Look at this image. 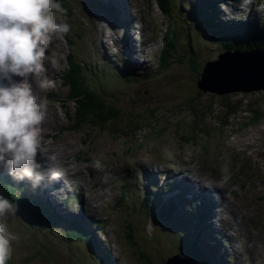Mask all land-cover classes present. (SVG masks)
I'll use <instances>...</instances> for the list:
<instances>
[{"label": "rangeland", "instance_id": "374dc122", "mask_svg": "<svg viewBox=\"0 0 264 264\" xmlns=\"http://www.w3.org/2000/svg\"><path fill=\"white\" fill-rule=\"evenodd\" d=\"M67 1L73 6L77 5L75 0ZM180 1L181 3L183 2V0ZM185 1L192 2L193 6L201 7H205L210 3L209 0L205 2L203 0ZM220 1L218 0L214 5L216 8L219 7L218 10L223 13L224 21L231 20L235 21V23L255 21V23L258 22L264 28V0H222L224 4L219 6L217 4ZM126 3V14L121 9L123 17L125 15L124 18L130 21L134 18L136 24L132 23L130 28L134 29L135 36L140 41L146 42L143 48V55L147 59L146 61L140 60L136 66H139L140 63L145 65L144 69L140 70L137 75L141 78L147 76V79L143 78L142 82H127L125 88L112 85L106 82V79L100 73L97 74L98 52L103 51V49L99 48L95 37L88 35L82 26L83 20L89 17L88 14L78 6L74 7L77 10L73 14L72 19H65L56 14L58 19H62L71 25V31L68 34L69 38L67 40L64 36L54 37L50 54L46 53L44 63L48 67V71L44 73V76L47 77L48 81L51 76V84H49L48 88L39 89L38 81L30 83H32L33 91L38 96H43L46 99V122H42V126L47 128H41L40 142L46 141L53 144L52 149L62 151L60 162L56 161V157L52 153L48 157H51V160L56 162L55 167L64 170L65 176L69 180V184L66 185L67 192L62 193L61 197H59L57 190L54 192L56 198L53 201L56 203L62 202L66 194H68V202L72 205L75 204V210L72 208V211L69 212L71 213L69 214V219H64L67 222L73 219L74 213L79 214V209L85 204L88 217L86 215L85 218L87 220L83 219L81 222L88 223L89 226H83L85 230H82L81 235L79 230L76 229L77 237L75 240L64 243L59 230L48 233L50 237L52 236V240L43 238L45 236H42L43 239H41L35 233L32 234L30 231H26L20 225L14 226V223L10 221L12 215L7 217L8 229L16 237L11 241V244L15 243L12 245L14 247H11L13 252H15L12 255L14 264H101L100 253L110 249L113 251L114 260L117 261L115 263L110 257L112 264H167L173 256L188 260L189 258L185 253L181 255L176 250L178 247H173L175 245L174 242L170 240L169 242H161L158 239L160 231L157 228H154L152 233L153 244L146 241L143 235L139 233L135 235L134 232L131 237L136 236L137 245L134 244L131 247L128 242L124 243L125 232H130V227L134 226L133 228H136L135 224L137 219H139L134 202L138 197L140 198L141 193L148 190L139 182L129 183V191L123 195L125 202L121 205L119 204L118 201L122 196L121 191L124 186L121 180L123 176L131 172L132 168H135L137 173L135 176L140 175V173H147L160 177L161 182L158 187L165 186V181L163 180L167 178V182L176 180L180 188L182 187L181 181L186 179L185 182L191 185L201 180V185H203L204 181L207 188L217 189L219 191V194L216 193L218 197L209 196V199L215 203L212 208L209 206L216 213L214 222H217L218 219H223V232L232 235L241 233L239 230L236 231L237 227L233 223L242 226L245 233L244 239L247 241V244L243 245L242 242L229 239L226 242V247L236 257H239L237 264H264V119L258 125L252 124L250 123L251 115L248 113L250 106L261 108L264 112V89L259 92L252 91L245 94L240 92L228 95L234 100H243L244 104H246L244 108L250 105L249 108L241 110L227 128H223L217 120L207 118L204 123L206 134L196 137L197 143H185L173 129L175 128V120L189 121L193 119L191 112L194 114L196 110L200 109L193 103L187 106H182L183 103H181L180 106L182 107L172 112L173 115H176L175 120L171 118L172 116H167L171 118V123L163 124L164 118H162L158 120L159 124H156L154 130H149L144 128V125H141L142 129L140 131L132 133L128 137L115 136L92 125L85 127L84 130L75 127L73 118L75 117L74 108L76 106L67 104L68 106L65 107L64 99L66 98L67 89L63 87L62 82L64 81L61 80L70 71L68 62L70 56L73 58L76 55L78 61H84L83 56H86V62H90L88 64L84 61L87 64L86 68L91 69L87 72L90 75L89 79L95 75H98L97 77L101 79V81H97L96 91L101 88H103V91L104 89L106 90V92L101 91L98 93L97 91V93L102 98L108 99L110 104L122 110L129 117H135L134 114L138 113L141 115L144 113L143 110L153 101L165 104L167 95L173 96L175 94L173 86L177 82L172 78L177 81L180 80L181 84H189L194 79L193 75L189 78V75L185 74V71L174 63H171L161 71L159 70V56L162 48L165 47V26L166 21L169 20H166L160 12L156 0H126ZM254 3H256L257 7L253 6ZM250 14L251 16H249ZM175 15V22L179 23L178 13L176 12ZM93 20L95 27L93 30L107 47L113 48L112 41L116 35V38L120 34L121 38L123 37L122 32H113L112 36L108 38L111 43H106V40H102V31L98 27V20ZM75 22H78L79 32L83 34L82 36L80 33L81 37L78 35L79 32ZM105 22L110 26L109 22ZM176 26L179 27L182 38L187 41V35L183 27L178 24ZM90 45L95 49L97 56V59L93 61L86 54L90 50ZM135 45L137 46V43ZM117 49H120V45L117 46ZM178 50L177 48L176 51ZM214 59L216 57L212 55L211 60ZM93 67L95 68L93 69ZM141 68L143 67L141 66ZM154 73L159 74L158 82L155 83L156 77ZM87 74L86 76H88ZM150 76L153 77L148 79ZM106 83L109 87H107ZM170 87H172V91H170ZM262 87V82L251 85L252 90H261ZM210 94L206 93L205 95L209 98L211 97ZM144 95L150 97V99L144 101L146 100ZM164 97L165 99H163ZM222 102L220 97L214 102L218 116L221 113L220 106ZM177 112H179L178 115L176 114ZM163 115H168V113L162 114V117ZM161 120L163 123H161ZM128 122V119H125L120 123L121 130L128 131ZM39 147H41L42 151H47L42 144H39ZM62 154L64 155L62 156ZM43 160L45 159L43 158ZM0 171L5 173L3 166L0 167ZM45 180L48 183L50 182L48 179ZM142 181L143 179L141 178ZM97 184L99 186L96 187ZM50 185L53 187L51 182ZM55 187L60 189L59 185ZM151 187L156 191L154 184ZM173 193L174 191L166 195L167 197L164 196L163 199L174 198ZM181 193L185 196L184 191ZM193 195L202 197L206 194L196 190L193 191ZM77 196L80 197V202ZM158 196L157 192L154 198H158ZM219 196L222 198L221 200H219ZM138 204H141L139 199ZM138 204L137 210L139 213ZM46 206L47 212L53 214V211L48 210L50 207ZM67 207L64 206L65 210ZM159 210L163 209L160 208ZM199 210L204 212L202 207H199ZM231 212L240 218L230 219ZM212 221L211 226L213 227ZM138 226L137 228H139ZM91 230L97 231V241L93 242L89 239L90 236L88 237L87 233ZM147 234L148 232L145 233V236ZM60 236L62 237L61 240L59 239ZM204 237V235L202 238L199 237V242L202 244L205 241ZM185 239L186 235L180 232L179 249H181V253L188 247L184 243ZM87 240L91 241L92 245ZM43 241H45L44 245ZM220 241H224V238H220ZM97 242L102 243L101 249ZM210 247L211 245L208 246L209 249ZM137 250L141 252L143 250L149 251L148 259L150 261L146 259L143 263H140L142 261L141 255ZM242 252L248 255L244 262ZM135 258L140 262L136 261Z\"/></svg>", "mask_w": 264, "mask_h": 264}, {"label": "trees", "instance_id": "16d2710c", "mask_svg": "<svg viewBox=\"0 0 264 264\" xmlns=\"http://www.w3.org/2000/svg\"><path fill=\"white\" fill-rule=\"evenodd\" d=\"M91 1L95 8L100 5V7L108 15L118 20L114 11L102 5L98 0ZM156 2L158 3L160 12L164 15V18L169 20L166 21L165 27L167 30L164 35L166 49L162 51L163 54L160 56L161 62L159 61V70L161 71L168 67L171 63H174L179 65V67L185 71V74L189 75V78L193 75V81L189 84H181L180 80L177 81L172 78L175 82H177L175 86H173L175 94L173 96L167 95V99L164 97L163 99H165V104L153 101V103H150L149 106L143 110L144 113L141 115H139L140 113L134 114L135 117H129L123 113L122 110L116 108L113 104H110L108 99L102 98V96L98 94L101 91L106 92L105 89L103 91V88H101L100 90H97V93L95 86L97 85V81H101V79L97 77L98 75L89 79L90 75H88L87 72L90 68H86V63L90 64V62H86V56H83V60L86 63L82 60L78 61V57L76 55H74L73 58L70 56V60L68 61L70 71L62 77V80L64 81L63 87L67 89L66 98L64 99L66 103L65 107L71 104L76 106L74 108L75 117L73 120L77 129L84 130L85 127L92 125L98 127L104 132H110L115 136L128 137V135L140 131L143 125L144 128L154 130L156 124H159L158 120L162 118H164V123L162 120L161 123H171V118L174 120L176 118V115L172 114L173 111H176L179 107L187 106L193 103V105L200 107V109L196 110L194 114L191 112L193 119L189 121H179V119H177L175 120V128L173 129L176 131L175 133L178 136L180 135V139H182L185 143H197L196 137L206 134L204 123L207 118L217 120L223 128H227L231 125L230 123L233 118H235L241 110L243 111V109L246 110L249 108L250 105H247L248 107L244 108L246 104H244L243 100H234L230 96L210 94L211 97L208 98L207 95H205L206 92L199 88V83L206 73L207 64L217 60L228 52L241 54L264 52V30L262 27L257 23L252 25L248 23L244 26H239L240 24L234 23L232 26L227 27L225 23L218 21V19L215 18L214 15H216V12L212 15L211 12H208L209 9H202L201 6H193L192 2H187L185 0H183L182 3L180 0H156ZM62 6L65 9V14L62 17L65 19H72L73 13L64 5ZM176 12L179 15V23H176L174 19L176 17ZM171 22L173 23L171 24ZM176 24L183 27V30L187 35V41H184L182 38L179 27L176 26ZM75 26L79 32L78 22H75ZM78 35L80 34L78 33ZM64 37L67 40L69 38L68 35ZM177 48L179 49L178 51H176ZM211 54L214 55L216 59L211 60ZM110 58L111 57L109 56L103 59L100 56L97 65V74L100 73L104 79H106V82L125 88L127 82L143 81V78L147 79V76L141 78L135 72L133 73L130 70L131 68L127 67L128 64L119 65L115 63L117 62L116 59L113 61ZM94 68L95 67H93V69ZM86 74L88 76H86ZM154 76L156 77L157 74L154 73ZM152 77L153 76H150L148 79H151ZM107 87H109L108 84ZM170 88V91H172V87ZM170 91L168 90V92ZM144 96V99H146L144 101L150 99V97H146V95ZM218 97H220L223 101L221 103L222 105L220 104L221 113L219 116L216 114L218 111L215 110L216 105L214 104ZM181 103H183L182 106H180ZM164 113H168V115H163L162 117V114ZM248 113L251 115L250 123L252 124L258 125L264 119V112L261 108L250 106ZM176 114L178 115L179 112ZM167 116L172 117L169 118ZM125 119H128L129 121L127 127L128 131H123L120 128V123ZM155 119H157V121H155ZM128 132L131 133L128 134ZM1 193L18 205L16 213L12 215L10 220L14 223L13 225H20L26 231H30L32 234L35 233V235L41 237V239L47 238L48 240H52V236L50 237L48 233L59 230L63 237L62 238L60 236L59 239L61 240L62 238L64 243H68L75 240L77 237V233L75 231L76 229L81 231L85 230L84 227L76 224L77 221L75 220L71 222L69 220L68 222L64 221L65 217L62 218V216L53 208H48V210L53 211V214L47 212V206L36 194L32 195L27 192L25 194L21 188L17 189L12 187V185L8 186L4 183H2ZM124 200L125 197H121L120 202H125ZM140 200L142 202L141 204H138L140 208L138 213L139 228H133L134 226L130 227V235L129 233L127 235L125 233L124 237V243L126 244L128 242V245H131V247L134 244L137 245L136 236L131 237L133 232L135 235H138L137 233L143 235L144 239L151 244H153L154 240L149 235L145 236V232L149 226L147 214L149 213V207H151L148 205L152 200L151 195L146 194L145 192L142 194ZM145 207H147L146 210ZM169 209H171V207ZM163 215L168 219L166 220L161 217L159 218L161 222L159 220H155L153 221L155 226L150 225L151 229L157 228L160 231L158 233L160 235L158 239H160L161 242H169V240L174 242L175 245H173V247H178L176 250H178L179 254L182 255L185 253L189 259L197 264L217 263L215 258L211 256L213 252L210 254L206 249H204V242L203 244L199 242V237H203L204 228L199 229L196 227L197 230L193 233L189 230L191 227L190 223L185 226V221L183 223L181 219L177 218L175 212L173 214L171 211V214H169L171 217L167 214H162V216ZM170 220H172V222H174L173 220H179L185 226L183 231L187 237L184 243L188 247L184 250V252L182 251V253L181 249H179V237L175 234L177 231L175 232V230H172L169 232V230L174 229L172 226H177L174 223H169ZM162 222L166 224V227L168 226L166 230L160 228ZM65 225L67 226L66 228ZM86 226H89L88 223H86ZM7 227L9 226L7 225ZM92 233L93 231L91 230L87 234L88 237L90 236L89 239L93 241L91 237H94L95 239L96 236L94 234L93 236ZM166 233L170 235L168 236ZM42 236L45 237L42 238ZM44 243L45 241H43V245ZM137 252L141 255L142 261L140 262L137 258H135L136 261L143 263L146 259H148L149 251L143 250V252H141L137 250ZM100 255L101 264H112L111 258L113 255L110 251L102 252ZM11 260H7L6 264H14V261ZM222 262L223 261H221V263Z\"/></svg>", "mask_w": 264, "mask_h": 264}, {"label": "clouds", "instance_id": "9594fccd", "mask_svg": "<svg viewBox=\"0 0 264 264\" xmlns=\"http://www.w3.org/2000/svg\"><path fill=\"white\" fill-rule=\"evenodd\" d=\"M56 14H65L60 0H0V165L14 180H27L32 188L44 179L56 182L65 176L64 170L52 163L42 168L37 161L41 151L38 126L46 118V99L38 96L29 82L31 77L40 89L48 86L47 77L41 76L46 71V53L50 54L54 37L71 31V25ZM99 25L106 43H111L108 38L114 31H121L103 21ZM17 208L0 194V264H6L11 241L16 238L6 218Z\"/></svg>", "mask_w": 264, "mask_h": 264}, {"label": "water", "instance_id": "95a60500", "mask_svg": "<svg viewBox=\"0 0 264 264\" xmlns=\"http://www.w3.org/2000/svg\"><path fill=\"white\" fill-rule=\"evenodd\" d=\"M258 81L262 82L263 87L261 90H252L251 85L259 83ZM199 88L206 93L219 96L262 91L264 89V52H251L244 55L228 52L222 55L220 60L218 58V60L207 64L206 73L199 83ZM12 245L10 244L8 260L14 261L12 255L15 252L11 248L14 247ZM184 261L197 264L192 260L180 257L170 259L167 264H187Z\"/></svg>", "mask_w": 264, "mask_h": 264}, {"label": "bare ground", "instance_id": "6f19581e", "mask_svg": "<svg viewBox=\"0 0 264 264\" xmlns=\"http://www.w3.org/2000/svg\"><path fill=\"white\" fill-rule=\"evenodd\" d=\"M121 1V3H122V5H124V8L125 9H127V3H126V0H120ZM99 8H100V10L102 11V12H105L101 7H100V5H99ZM131 15V14H130ZM134 19V18H133ZM234 23H235V21H234ZM236 24V23H235ZM112 29H114V30H118L116 27H112ZM114 32H116V31H114ZM114 35H116V34H114ZM43 63H44V61H43ZM44 65H45V63H44ZM45 67H46V65H45ZM50 70H51V68H50ZM48 71V67H46V71L45 72H47ZM45 72H43V73H41V76H44V73ZM50 73H51V71H50ZM145 76V75H144ZM15 79L16 80H20L21 78L20 77H15ZM29 82H33L32 81V78L31 77H29ZM40 89V88H39ZM45 122H46V120H44ZM43 121V122H44ZM50 126V125H49ZM44 127H46V126H42V123H41V125H39L38 126V138H39V142H40V136H41V128H44ZM47 128V127H46ZM39 144H42V146H44L46 149H47V151H42V149H41V147H39L40 148V150L41 151H39L38 152V154H37V161L42 165V168H47L51 163L55 166L56 165V162L55 161H50V159H49V157H48V155L50 154V153H52L55 157H56V161H58V162H60L61 161V153H62V151H56V150H54V149H52L53 148V144H50V143H48V142H46V141H43V142H40ZM49 147V148H48ZM64 154H62V156H63ZM43 158L45 159V160H43ZM65 166H67V165H65ZM200 182L201 181H199L198 183L196 182V183H194V184H192V186H197L198 187V190H201L202 192H209L210 194H216V192L213 190L212 192H211V190H209V189H207V187L206 186H203V185H201L200 184ZM53 185V187H55L56 185H59V187H60V189H55V191L54 192H56L57 190H58V195L59 196H61V194L63 193L64 194V192H67V189H66V185H68L69 184V180H68V177L67 176H64V177H62V178H60V180L59 181H56V182H51ZM97 186H99L98 184L96 185V187ZM103 186V185H102ZM44 196H46L47 194H46V191H44ZM63 206H65V207H67V206H70L69 205V203L68 202H63ZM83 209H87L86 207H85V204H84V206H83ZM69 213V212H68ZM69 214H71V213H69ZM87 217H88V215H87ZM185 263H187V264H190L189 262H186V261H184Z\"/></svg>", "mask_w": 264, "mask_h": 264}]
</instances>
